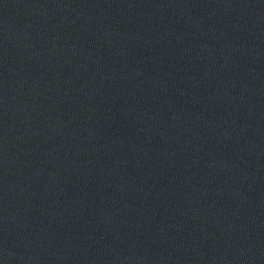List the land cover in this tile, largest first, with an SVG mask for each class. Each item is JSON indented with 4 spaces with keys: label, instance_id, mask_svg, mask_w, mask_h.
<instances>
[{
    "label": "water",
    "instance_id": "95a60500",
    "mask_svg": "<svg viewBox=\"0 0 264 264\" xmlns=\"http://www.w3.org/2000/svg\"><path fill=\"white\" fill-rule=\"evenodd\" d=\"M0 264H264V0H0Z\"/></svg>",
    "mask_w": 264,
    "mask_h": 264
}]
</instances>
